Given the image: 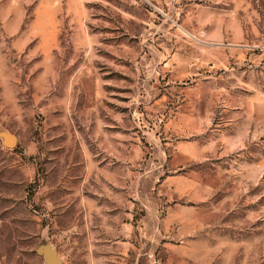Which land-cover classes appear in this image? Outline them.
<instances>
[{"label":"rangeland","instance_id":"rangeland-1","mask_svg":"<svg viewBox=\"0 0 264 264\" xmlns=\"http://www.w3.org/2000/svg\"><path fill=\"white\" fill-rule=\"evenodd\" d=\"M46 244L264 264V0H0V264Z\"/></svg>","mask_w":264,"mask_h":264},{"label":"crops","instance_id":"crops-1","mask_svg":"<svg viewBox=\"0 0 264 264\" xmlns=\"http://www.w3.org/2000/svg\"><path fill=\"white\" fill-rule=\"evenodd\" d=\"M184 186L174 189L179 195L184 196L189 202L196 203L203 201L207 197V187L202 184H197L193 176H185L182 178ZM174 181V179H173Z\"/></svg>","mask_w":264,"mask_h":264},{"label":"water","instance_id":"water-1","mask_svg":"<svg viewBox=\"0 0 264 264\" xmlns=\"http://www.w3.org/2000/svg\"><path fill=\"white\" fill-rule=\"evenodd\" d=\"M3 142L7 147H13L16 144L15 137L12 134H6ZM38 253L44 257V264H60L61 262L56 248L50 245L40 246Z\"/></svg>","mask_w":264,"mask_h":264}]
</instances>
